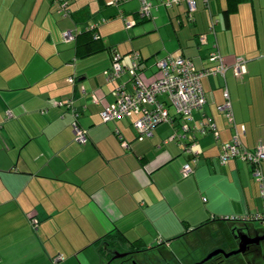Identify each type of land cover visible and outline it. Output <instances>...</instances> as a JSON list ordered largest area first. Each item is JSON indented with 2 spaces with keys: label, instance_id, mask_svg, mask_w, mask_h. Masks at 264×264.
Listing matches in <instances>:
<instances>
[{
  "label": "crops",
  "instance_id": "1",
  "mask_svg": "<svg viewBox=\"0 0 264 264\" xmlns=\"http://www.w3.org/2000/svg\"><path fill=\"white\" fill-rule=\"evenodd\" d=\"M68 1L62 18L54 14L53 0H0V264H103L102 239L116 232L127 240L120 244L163 247L174 259L193 264L212 251L211 226L213 250L226 252L234 250L236 226L253 237L264 234L260 222L220 219L263 211L264 160L260 181L247 161L218 160L221 146L234 135L247 149L264 145V0H241L228 14L221 11L226 0H195L190 19L184 2L153 7L143 19L136 13L138 0ZM109 20L125 30L123 47L110 40ZM126 20L139 28L125 27ZM211 20L214 33L201 46L196 36ZM89 28L105 49L79 54L75 41L62 37L64 31ZM144 34L146 42L133 43ZM213 43L227 65L242 58L246 72L201 79L205 103L192 112L190 123L210 118L217 135H196L193 173L182 177L181 166L189 160L186 140L170 138L180 135L182 118L158 124L142 139L135 135L133 116L102 122L100 111L113 102V89L130 87L128 72L110 80L106 71L113 51L125 67L138 53L145 82L158 74L146 62L151 56L156 62L182 54L200 69L209 65ZM225 88L233 124L216 107ZM168 111L174 114L169 106ZM74 120L87 132L84 144L74 140ZM253 247V261L241 254L224 261L264 264V240Z\"/></svg>",
  "mask_w": 264,
  "mask_h": 264
},
{
  "label": "built area",
  "instance_id": "2",
  "mask_svg": "<svg viewBox=\"0 0 264 264\" xmlns=\"http://www.w3.org/2000/svg\"><path fill=\"white\" fill-rule=\"evenodd\" d=\"M121 0H109V4H117ZM139 8L137 14L140 18H148L151 9L158 5L166 8L173 7L181 2L186 5V14L192 18L196 9L195 0H138ZM205 3L208 0H204ZM61 10L67 12V2L61 4ZM214 20H211L206 32L200 33L197 37L198 43L203 45L207 43L208 33H214ZM133 21L125 22V27H130ZM75 33L64 31L62 37L64 40H74ZM208 52L207 60L209 65L197 69L193 62L180 54H167L155 62L157 67V76L149 82H145L139 75L140 57L134 52L131 56V64L124 66L120 63L121 55L115 51L112 53L111 66L106 71L108 79L113 80L121 74L128 72L130 78V87L121 84L113 89L114 100L106 105L100 111L102 122L114 121L125 117H134L132 127L138 139L150 137L153 134L155 126L167 122L172 124L173 117L182 118L180 124V135L173 133L170 138L186 140L183 143V151L189 156V160L181 166V176L187 177L193 173V164L196 162L198 154L193 150L196 135L212 133L217 135L216 124L210 118H204L191 124V114L194 110H199L205 103V96L202 90L201 79L208 76L224 77L226 71L231 70L234 77H241L246 72L245 61L242 58H236L235 61L227 65L222 54L213 43ZM73 81V78H69ZM228 91L223 90V102L217 105L219 111L223 112L230 124H233V116L230 106ZM164 97L165 100L160 98ZM70 100L66 101L65 106L70 107ZM168 106L174 111L170 115ZM74 117L77 112L72 108ZM207 119V122H206ZM74 140L80 144L87 141V132L81 128L76 120L72 122ZM188 133V136H187ZM233 157H239L252 166V177L260 181L262 178L261 161L264 160V145L258 144L254 149H247L240 144L237 135H234L227 143L221 146L218 153V160L221 164L227 163ZM224 219L227 220L225 217ZM230 220L240 219L242 221H258L264 224V209L260 212L244 215L241 217H230ZM35 226L36 219L32 220ZM61 257V256H59Z\"/></svg>",
  "mask_w": 264,
  "mask_h": 264
},
{
  "label": "flooded vegetation",
  "instance_id": "3",
  "mask_svg": "<svg viewBox=\"0 0 264 264\" xmlns=\"http://www.w3.org/2000/svg\"><path fill=\"white\" fill-rule=\"evenodd\" d=\"M235 228H237V233L234 236L235 247L233 249L235 250L238 248V245L242 246L243 243H248L245 247H243L244 252L241 255L246 258L245 260L253 261V249H255L253 246L256 245L253 244V233L251 234L248 230H246L245 226H243V228H238L236 226ZM105 249L107 252V258L105 259V262L103 261V264H185L170 256V254L163 247L136 249L120 243L112 245L107 243L105 245ZM224 260L225 257L223 255L213 257L214 264H227ZM198 262L199 261L193 264H198ZM200 264H212V258Z\"/></svg>",
  "mask_w": 264,
  "mask_h": 264
},
{
  "label": "trees",
  "instance_id": "4",
  "mask_svg": "<svg viewBox=\"0 0 264 264\" xmlns=\"http://www.w3.org/2000/svg\"><path fill=\"white\" fill-rule=\"evenodd\" d=\"M239 1H241V0H226V5L223 8V10H221V11H223V14H228L230 11H233V9L236 7V5ZM143 19H146V18H143ZM198 35L196 37H198ZM74 41L76 43L77 52H79V54H83V55L106 48V47H104L99 35L94 32L93 28H89L83 32L76 33L74 36ZM180 55H182V54H180ZM182 56H184V55H182ZM184 57L189 58L192 61V59L190 57H187V56H184ZM248 165H250V164H248ZM251 172H252V166H251ZM241 216H244V215H241ZM241 216H233V215L230 216V215H228V216H222L220 219L225 221L226 219H224V218L226 217L227 218L226 221L234 222L237 224L238 223H246V222H258V221H246L245 222V221H242L240 219H234V220L229 219L230 217H241ZM234 225H236V224H234ZM102 240H103V245H102V247H100L99 251H100L101 257L103 258L104 262H105V259L107 258V252L105 249V245L107 243L112 245V244L121 243V242L125 243L127 241L124 238V236H122V234H120L118 232L113 233V234H111V233L107 234L106 236H104V238ZM128 246L134 247L136 249H143L141 244H139L136 241L130 242ZM218 255H222V254L219 253ZM213 257H215V256H213Z\"/></svg>",
  "mask_w": 264,
  "mask_h": 264
},
{
  "label": "rangeland",
  "instance_id": "5",
  "mask_svg": "<svg viewBox=\"0 0 264 264\" xmlns=\"http://www.w3.org/2000/svg\"><path fill=\"white\" fill-rule=\"evenodd\" d=\"M108 1V0H107ZM63 2H67L68 4H69V1L68 0H53V3H54V14H57L59 17H62V18H64L66 15L62 12V10H59L58 11V9H59V7L61 8V4L63 3ZM120 5V4H119ZM119 5H110V6H112V7H115V8H117ZM122 5V4H121ZM109 6V5H108ZM59 13V14H58ZM117 14V13H116ZM115 14V15H116ZM64 16V17H63ZM68 17V16H67ZM101 17V15L99 16V18ZM116 18H117V16H115ZM109 18V17H108ZM107 18V19H108ZM213 18H216V16L215 17H213ZM116 21L117 20H109V22L111 23L110 24V27L108 26L107 27V30H110L111 31V34H110V40L113 42V43H117V45L118 46H124V43L123 42H120L121 41V39H123L122 37H123V32L125 33V30L123 31V32H121V31H119V29H118V25H117V23H116ZM189 24L190 23V20H185V24ZM102 24V23H101ZM216 26H217V24H216ZM133 28H139V25H135V26H132V30H133ZM126 34V33H125ZM148 35H153V32L152 33H149ZM127 36V35H126ZM147 35L146 34H144V35H141V36H138V37H135L134 39H133V43L134 44H140V43H144V42H146V40L147 39H144L145 37H146ZM108 39V37H106V36H104V39ZM119 43H120V45H119ZM201 46H205V45H201ZM146 62H148L149 64H151L152 66H154L155 65V58H154V56H151ZM185 250H187L188 251V248L186 249L185 248ZM184 250V252H186ZM189 251H191L190 250V248H189ZM209 252H212V251H210L209 250ZM208 252V253H209Z\"/></svg>",
  "mask_w": 264,
  "mask_h": 264
},
{
  "label": "water",
  "instance_id": "6",
  "mask_svg": "<svg viewBox=\"0 0 264 264\" xmlns=\"http://www.w3.org/2000/svg\"><path fill=\"white\" fill-rule=\"evenodd\" d=\"M261 240H264V234L254 236L253 237V244H259V242ZM246 244H248V243H243L242 246L241 245L240 246L238 245V248H236L233 251H229V252H225L222 249H217V250L214 249L213 250V256H216V255H218L220 253V254H222L226 258V257H229L231 255L242 254L244 252L243 247H245ZM119 256H122V255H119ZM211 258H212V252L208 253L201 261L198 262V264L204 263V262H206L207 260H209Z\"/></svg>",
  "mask_w": 264,
  "mask_h": 264
}]
</instances>
